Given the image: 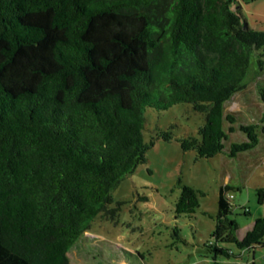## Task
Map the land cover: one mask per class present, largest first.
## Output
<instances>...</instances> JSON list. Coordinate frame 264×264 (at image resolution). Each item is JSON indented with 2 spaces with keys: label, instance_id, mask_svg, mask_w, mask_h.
<instances>
[{
  "label": "trees",
  "instance_id": "16d2710c",
  "mask_svg": "<svg viewBox=\"0 0 264 264\" xmlns=\"http://www.w3.org/2000/svg\"><path fill=\"white\" fill-rule=\"evenodd\" d=\"M233 1L0 0V264H70L91 223L115 218L112 191L156 139L195 159L223 152L224 119L228 132L235 123L224 103L245 88L252 55L258 70L264 61V30ZM258 92L264 100V85ZM178 103L203 115L196 135L161 130L145 141V109ZM257 126H238L247 140L230 143V158L259 143ZM178 182L174 211L190 218L202 192ZM236 189L217 191L210 264L235 255L228 245H264L262 215L239 237ZM256 196L263 205L264 188Z\"/></svg>",
  "mask_w": 264,
  "mask_h": 264
},
{
  "label": "rangeland",
  "instance_id": "374dc122",
  "mask_svg": "<svg viewBox=\"0 0 264 264\" xmlns=\"http://www.w3.org/2000/svg\"><path fill=\"white\" fill-rule=\"evenodd\" d=\"M231 6L251 29L264 30V0H234ZM257 54L250 60L245 88L224 103L223 117L231 114L235 123L234 131L228 132L231 123L224 119L228 138L223 152L195 159V152L182 151L177 141L156 139L147 150L146 161L112 191L114 202L110 206L120 203L115 218H96L91 223L67 253L70 264H210L209 258L202 257L203 245L210 240L217 191L225 183L238 188L229 195L230 218L239 223V237L255 217L264 216V203L258 204L256 196L257 189L264 188V100L258 94V87L264 85V61L263 69L258 70ZM191 108L186 103L163 111L146 108L145 141L161 130L176 137L196 135L204 117ZM241 124L258 125L259 143L230 158V143L247 140L238 129ZM178 180L202 192L199 207L190 218L176 216L174 211L181 190ZM228 247L235 255L218 258L219 264H264V245L256 246L253 253Z\"/></svg>",
  "mask_w": 264,
  "mask_h": 264
},
{
  "label": "crops",
  "instance_id": "0c3cea01",
  "mask_svg": "<svg viewBox=\"0 0 264 264\" xmlns=\"http://www.w3.org/2000/svg\"><path fill=\"white\" fill-rule=\"evenodd\" d=\"M250 227H251V225H249L248 229H249ZM248 229H247V230H248Z\"/></svg>",
  "mask_w": 264,
  "mask_h": 264
}]
</instances>
